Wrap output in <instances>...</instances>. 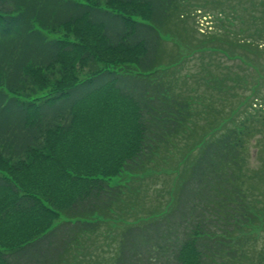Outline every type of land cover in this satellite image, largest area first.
<instances>
[{
  "label": "trees",
  "instance_id": "obj_1",
  "mask_svg": "<svg viewBox=\"0 0 264 264\" xmlns=\"http://www.w3.org/2000/svg\"><path fill=\"white\" fill-rule=\"evenodd\" d=\"M185 7L0 0V264H94L111 222L100 264H264V199L250 196L260 174L253 181L245 164L248 140L264 139L261 115L200 135L161 207L136 212L146 188L114 181L142 179L185 135L196 100L181 71L196 54L235 55L213 30L183 40ZM254 21L257 54L264 19Z\"/></svg>",
  "mask_w": 264,
  "mask_h": 264
},
{
  "label": "rangeland",
  "instance_id": "obj_2",
  "mask_svg": "<svg viewBox=\"0 0 264 264\" xmlns=\"http://www.w3.org/2000/svg\"><path fill=\"white\" fill-rule=\"evenodd\" d=\"M184 2L190 17L186 18L184 37L187 39L183 40L193 46L196 42L203 40L201 34H207L213 30L211 34L224 39L219 42V48H223L224 54L235 55L227 58L221 53L196 54L181 71L189 90L188 94L196 100L194 115L186 127L185 135L172 140L160 152L142 179H135L129 174H123L114 179L119 184L131 182L136 187L143 184L146 188L144 196L139 198L135 207L136 212L141 210L144 213L146 207L157 208L167 202L168 192L181 173L184 163L190 159L191 148L194 147L191 145L200 135L207 133L211 125L217 126L224 123L223 129H225L238 124L244 118L254 119V115H261L259 119L264 122V40L258 42L262 44L261 48L259 47L260 51L255 54L257 39L254 35L249 37L253 30L259 27L257 21H254L256 16L264 19V0H184ZM46 36L58 38L60 34H46ZM176 42L177 40L168 41L166 48L169 52L176 51L174 46ZM241 43H249V49L245 52L242 49L241 51L239 47ZM232 47H235L233 50L236 52L230 49ZM81 76L85 75L82 73ZM249 125L254 134V123L251 122ZM256 128L264 131L263 124H259ZM247 147L245 164L248 174L254 181V171L259 170L260 178L257 183H264V139H260V136H256L255 139L251 137ZM256 184L252 183L250 192L253 202L254 194L264 199ZM113 216L115 219L124 218L125 220L123 204L121 210ZM110 228L114 229L112 222L108 224L109 230H106L104 237L98 236L94 239V242L99 241L90 252L98 255L95 257L94 264H100L105 260L103 257L109 245L106 240H111ZM261 246L262 243L255 247L253 244L250 250L251 258H253L254 249L259 250ZM80 258L75 259L76 264H92L91 261ZM241 264H253V261L246 259Z\"/></svg>",
  "mask_w": 264,
  "mask_h": 264
}]
</instances>
